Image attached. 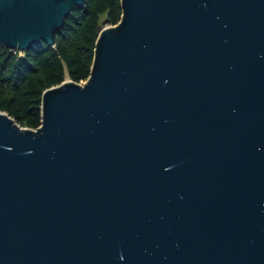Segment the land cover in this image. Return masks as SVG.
<instances>
[{"label": "water", "instance_id": "obj_1", "mask_svg": "<svg viewBox=\"0 0 264 264\" xmlns=\"http://www.w3.org/2000/svg\"><path fill=\"white\" fill-rule=\"evenodd\" d=\"M85 6L0 0V44ZM121 8L39 129L0 112V264H264V0Z\"/></svg>", "mask_w": 264, "mask_h": 264}, {"label": "trees", "instance_id": "obj_2", "mask_svg": "<svg viewBox=\"0 0 264 264\" xmlns=\"http://www.w3.org/2000/svg\"><path fill=\"white\" fill-rule=\"evenodd\" d=\"M121 16V0H86L67 17L54 47L37 44L20 53L0 44V112L23 128L39 129L43 93L66 80L86 82L103 22L116 26Z\"/></svg>", "mask_w": 264, "mask_h": 264}, {"label": "rangeland", "instance_id": "obj_3", "mask_svg": "<svg viewBox=\"0 0 264 264\" xmlns=\"http://www.w3.org/2000/svg\"><path fill=\"white\" fill-rule=\"evenodd\" d=\"M109 26H111V25H109V24H107V25H103V24H102V28H103V27H104V28H105V27H109Z\"/></svg>", "mask_w": 264, "mask_h": 264}]
</instances>
